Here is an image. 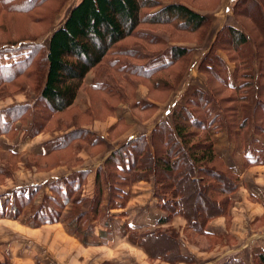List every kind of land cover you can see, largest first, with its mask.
<instances>
[{
	"label": "trees",
	"instance_id": "trees-1",
	"mask_svg": "<svg viewBox=\"0 0 264 264\" xmlns=\"http://www.w3.org/2000/svg\"><path fill=\"white\" fill-rule=\"evenodd\" d=\"M58 1L0 0V35L10 31L6 26L14 24L16 18L27 17L33 28L28 32L32 39L18 43L8 38L5 43L0 42V50L20 44L22 51L12 57V62L0 61V88L25 86L24 91L29 89L37 95L33 104L23 103L0 111V136L13 137L18 121L28 127L26 133L30 137L59 126L67 128L72 124L66 122L76 112L80 126L81 121L91 124L112 114L120 103L128 104L140 119L148 120L159 106L151 101H136L135 83L148 87L150 99L166 102L187 76L195 51L179 41L194 39V43L202 44L212 27L207 15L182 1L202 9H214L218 5L212 0H175L163 6L159 0H80L71 7L64 24L53 29L66 0H60L59 5ZM233 15L239 26H223L199 64L211 96L195 87L186 104L173 109L171 120H160L150 135L140 134L111 152L97 168L93 199L81 196L89 170L50 183L52 194L47 197L52 205L45 212L42 205L29 220L31 226L59 222L61 208L71 203L73 215L68 229L84 245L93 244L90 236L94 226L87 214H91V219H110L111 208L124 207L129 201L128 188L153 175L157 206L166 213L159 219L160 223L183 216L195 235L209 237L212 247L216 243L213 239L221 240L212 237L206 225L219 216H225L230 224L232 194L240 187L242 175L219 156L214 135L222 130L228 132L236 150L242 152L244 168L264 164V0H237ZM42 28L43 32L53 30L48 38L38 40L35 29ZM153 28L171 30L176 41L170 44L167 37L147 31ZM139 40L147 42L150 48H160L159 58L150 61V54L130 45ZM218 51L225 52L227 60ZM123 59L127 62L123 63ZM230 64L234 65L233 70ZM102 67L118 81L120 78L115 74L129 78H122L121 86L106 82L88 86L92 105L86 113L78 112L75 102L86 77ZM119 126L121 123L116 127ZM125 130L126 126L122 125L118 136ZM76 143L79 149L106 148L103 138L90 129L77 127L58 139L50 151L31 160L39 170L76 160ZM49 152L58 154L51 162ZM39 190L37 186L13 192L15 217ZM18 201L24 203L18 206ZM88 203L89 209L84 210ZM104 205L106 211H102ZM179 236L175 230L171 233L157 230L142 237L130 233L129 239L142 246L151 258H161L170 264L180 261L193 264L189 256L181 253ZM223 264H243V260L229 258ZM255 264H264V250L255 255Z\"/></svg>",
	"mask_w": 264,
	"mask_h": 264
},
{
	"label": "crops",
	"instance_id": "crops-1",
	"mask_svg": "<svg viewBox=\"0 0 264 264\" xmlns=\"http://www.w3.org/2000/svg\"><path fill=\"white\" fill-rule=\"evenodd\" d=\"M159 1L163 6L175 0ZM236 1L212 0V3H218L214 9L196 8L187 1H182L212 20L209 35L202 44L179 43L195 48L191 61V66L195 65V70L190 66L188 71V76L194 81L197 76L203 74L199 70V64L210 51L219 30L225 25L239 26L233 15V6ZM222 57L227 60L224 55ZM13 60L12 57L0 58V61L4 63ZM191 70L197 75L190 74ZM125 76L123 80L129 78L128 75ZM203 76L206 81V76L204 74ZM98 82H106L113 86L122 84L108 72L98 74L92 71L86 77L85 86L76 99L75 108L78 112L86 113L90 109L92 103L87 87ZM135 84L136 101L141 103L151 101L159 106L148 120L140 119L128 104L120 103L112 114L105 119L95 120L91 124L81 121L80 126L76 112L72 120L66 122L72 124L67 128L59 126L30 137L29 132L26 133L29 130L28 127L22 125V121H18L15 123L13 137L8 134L0 136V262L8 261L9 264H170L161 258H151L142 246L130 241L129 234L138 233L139 237H142L157 230L167 233L175 230L180 234L181 253L189 256L193 264H223L229 258L242 259L243 264H255V255L264 250V164L244 168L242 152L236 150V145L232 143L226 130L214 135L216 151L228 166L241 173L242 183L232 194L234 204L230 224L228 225V219L225 216H219L206 225V231L212 237H220L222 240L213 239L216 242L213 247L210 245L209 237L195 235L190 230L189 221L183 216H176L169 223L159 222L166 213L157 206L153 175L147 180L133 183L132 187L128 188L129 201L124 207L111 208L110 219H89L90 224L94 226L90 236L94 243L90 245H84L78 235L70 232L69 219L31 226L30 219L11 218L14 209V191L40 186L37 195L39 201L52 194L50 183L79 171H91L81 193L83 197L93 199L97 168L104 163L108 155L118 149L121 144L135 139L140 134L150 135L160 120H171L172 111L179 104L175 97L176 93L172 94L166 102H156L148 97L147 86L140 82ZM36 98V93L29 89L13 96H3L0 98V111L23 103L33 104ZM69 117L70 115H67V118ZM118 123L119 125L121 123V126L116 127ZM122 125L126 126V130L118 136ZM77 127L90 129L103 138L106 148L101 146L91 151L87 147L77 148L79 143H76V160L70 159L56 167L39 170L31 157L50 151L58 139ZM113 128L115 130L112 131ZM112 134L116 135L110 138ZM97 150L99 152L96 154ZM57 156L56 153H50L49 162ZM107 199L108 190L105 192V204ZM102 211H106L105 205ZM176 264H186V262L180 261Z\"/></svg>",
	"mask_w": 264,
	"mask_h": 264
},
{
	"label": "rangeland",
	"instance_id": "rangeland-1",
	"mask_svg": "<svg viewBox=\"0 0 264 264\" xmlns=\"http://www.w3.org/2000/svg\"><path fill=\"white\" fill-rule=\"evenodd\" d=\"M79 1L80 0H66L64 2V6L57 16V19H56V22L54 23L53 29L64 24L68 14H69V10L71 9L72 6L76 5ZM59 4H61L60 0L58 1V5ZM14 22H15L14 24L6 26L7 29L8 28L10 29V31L8 33H6V34L3 33L0 35L2 37V38H0L1 43H5L4 40H8V38L11 39L12 41H16L18 43L23 42L24 40L32 39L31 37L28 36V32H31V30L33 28L31 27V21L27 17L16 18L14 20ZM26 27H27V29H25ZM52 30H50V31L44 30V32H43V28L40 31L35 29L34 35H37L39 37L38 40H45L46 38H48V36L52 32ZM147 31L152 33V34H155V35L159 34V35L167 37L169 39V41L171 42L170 44H172V42L176 41V37L174 35L171 36V30L165 32V31H160L156 28H153L151 30L147 29ZM4 36H7V37H4ZM148 38H149V35H148ZM183 39L184 38H182V40L179 42L194 43V39H184V40ZM188 41H191V42H188ZM127 43H128V41H127ZM130 45L134 46L139 51L150 54V58H152V59H150V61H154L157 58H159L158 57V55H159L158 51L160 50V48H152V47L150 48V46L147 44V42H145L143 40H139L137 42H132ZM1 46L2 45H0V47ZM21 52L22 51H20V44L19 45H7L6 47H4L3 49L0 50V55H2L1 57H15V56H19L21 54ZM218 54L220 56L224 55L226 57L225 52L218 51ZM122 61H123V63L127 62L126 59H123ZM229 66H230V70H233L234 65L230 64ZM194 67H195V65L191 66V68L195 70ZM94 72L99 74L102 72H108V70L105 67H102L99 71H94ZM190 74H193L194 76L197 75V73L192 72V70H191ZM115 75L116 76L118 75L120 78L119 81H121V83L124 84V81H122V78H125L126 76L124 74H122L121 76L119 74H115ZM199 76H197V79H195V81H194L187 74V76L182 81L179 89L177 90L178 92L176 91L175 92L176 94L173 93V94H175L177 102H179V104H178L179 106L186 104V102L191 98L192 92H193L195 87H201L202 89L207 91L209 96H211V91H209V89L207 87L208 86L207 79H206V81L204 80L203 74L202 75L200 74ZM28 85H27V87H29ZM24 88H25V86L18 88V87H14V86L3 85L0 88V98H2L3 96H6L7 94L13 95V94L20 93V92H26L27 90L24 91L23 90ZM81 196H83L82 193H81ZM25 197H27V196H25ZM13 199H14V197H13ZM13 203H14V200H13ZM17 203L19 206V205L23 204L24 202L18 201ZM42 205H43L44 209L41 208ZM50 205H52V203L50 202L49 197L41 198L38 201L37 196H36L30 202H27L26 204H24L22 206V209H21L22 211L19 214V216L15 217L16 211H15V209H13L12 214H11V218L31 219L33 217V215L36 213V211L38 212V210L42 209V211L45 212L46 211L45 209L48 208ZM86 207H87V209H89L90 203L86 204L83 209L85 210ZM61 210H62L61 219H70L71 215H73L71 203L69 204L68 207L66 206V207L61 208ZM87 217L89 219H91V214H87Z\"/></svg>",
	"mask_w": 264,
	"mask_h": 264
}]
</instances>
